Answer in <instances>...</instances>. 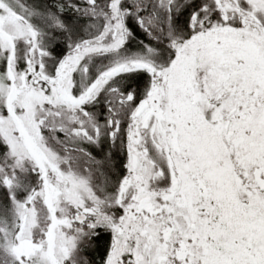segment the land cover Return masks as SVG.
I'll return each mask as SVG.
<instances>
[{
	"label": "snow or ice",
	"instance_id": "1",
	"mask_svg": "<svg viewBox=\"0 0 264 264\" xmlns=\"http://www.w3.org/2000/svg\"><path fill=\"white\" fill-rule=\"evenodd\" d=\"M0 264H264V0H0Z\"/></svg>",
	"mask_w": 264,
	"mask_h": 264
}]
</instances>
